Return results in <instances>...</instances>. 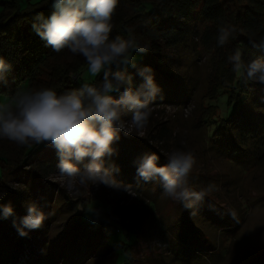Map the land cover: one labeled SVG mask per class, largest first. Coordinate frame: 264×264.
<instances>
[{"label":"rangeland","instance_id":"rangeland-1","mask_svg":"<svg viewBox=\"0 0 264 264\" xmlns=\"http://www.w3.org/2000/svg\"><path fill=\"white\" fill-rule=\"evenodd\" d=\"M20 2L23 6L27 4V0ZM194 34L198 35L197 32ZM172 52L168 55V67L179 77L188 79L186 86H179L174 91L184 104H155L142 136L135 129L127 135L120 133L126 140L146 138L157 151L150 150L148 144L120 142L113 145L116 156L109 159L120 168L116 177L128 180L136 188L130 187L131 191L125 192L90 184L78 193L69 194L61 186L57 169L43 178L47 183L43 185L53 192L48 208L40 200L50 199L47 191L41 193L40 199L36 198L38 187L32 193L33 198L26 205L35 203L44 212L49 210L43 222V225L50 223L47 229L45 227L44 264H66L72 257L76 264L83 259V264H264V161L243 164L236 159V152L229 157L216 152L209 137L215 124L209 131L205 119L211 105L217 107L218 116L228 113L230 106L225 96L216 101L208 96L212 73L217 70L215 59L199 42L198 36ZM130 56L135 62L139 55L133 52ZM77 57L70 54L73 61ZM156 72H153L154 77ZM88 73V68L81 71L84 79ZM159 80L162 77H155L157 84ZM168 99L172 100V97L169 95ZM5 100L1 98V103ZM175 150L192 151L196 156V164L190 174L192 189L199 191L213 185V189L193 209H185L183 204L166 196L159 180L145 183L136 178L138 158L146 153H156L158 164L166 165L169 155ZM15 183L16 179L11 182L14 189L26 186L22 179L18 185ZM78 204H85V217L91 221L96 220L90 209L101 210L100 221L119 224L122 215L129 221L138 220L136 232L119 225V229L112 233L101 231L97 238L84 235L70 242L58 241L71 229ZM14 220L20 219L12 222ZM13 225L4 226L15 231L17 227ZM38 230L25 229L31 235L37 234ZM8 234L11 235V247L19 252L18 256L25 251L29 256L32 254L36 264H42L39 246L34 245L31 252L25 235L22 237L18 232ZM8 254L9 249L5 248L4 256Z\"/></svg>","mask_w":264,"mask_h":264},{"label":"trees","instance_id":"trees-1","mask_svg":"<svg viewBox=\"0 0 264 264\" xmlns=\"http://www.w3.org/2000/svg\"><path fill=\"white\" fill-rule=\"evenodd\" d=\"M51 5L52 0H27L26 6H23L20 0H0V57L12 65L6 82L0 83V103L3 97L6 100L2 103L10 102L18 92L52 88L62 94L78 90L86 82L100 83L103 73L95 77L88 73L86 79L82 77L81 71L88 68L83 56L78 55L73 61L68 49L54 52L32 30L35 16L38 13L45 17L50 15L53 11ZM112 24L110 38L119 35L127 39L131 34L138 43L148 45L147 53L136 52L139 56L133 63L137 68L151 66L153 72H159L155 73V77H162L157 84L161 89L155 102L157 105L184 104L183 99L174 95V91L179 86H186L188 79L172 72L167 65L168 55L179 47L188 45L198 36L199 42L213 55L215 69L217 68L215 73H212L208 96L215 101L225 96L230 106L228 113L223 116L217 115L215 105L209 107L210 113L205 119V125L210 131L212 124H215L209 133L212 147L224 157L232 156V153L236 152V159L243 164L264 161V83L249 81L243 73L237 75L232 71V64L228 60L236 48L241 49L245 63L264 57V50L252 43L264 40V0H119ZM223 26H236L237 31L228 43L220 46L217 37L219 29ZM195 32L198 35L194 34ZM133 52L135 51L130 50V54ZM112 70L117 69L113 67ZM127 72L134 75L133 86H138L141 80L139 76H135L136 68L129 66ZM114 95L119 96L118 93ZM169 95L172 100L168 99ZM120 142L148 144L150 150L156 149L146 138H120L117 143ZM57 164L56 150L50 143H30L22 146L0 138V206L11 204L15 209L14 216L0 218V263L36 264L32 254L29 256L23 251L22 255L18 256L19 252L11 247V235L8 234L17 233L18 230L9 231L4 225L11 226L13 219H20L26 214V204L33 198L32 193L37 187L39 191L36 198L40 199L41 193L47 191L50 199L40 200L44 207H49L53 192L43 185L47 184L43 178L56 172ZM15 179V184L18 185L22 179L27 187L14 189L11 182ZM116 179L124 185L136 188L132 183H128V180L118 177ZM84 205H76L79 209H76L73 225L58 241L70 242L84 235L97 238L101 231L112 233L120 226L130 232H136L138 220L129 221L122 215L119 224L113 221H91L85 217ZM45 213L48 214L49 210ZM19 221H16L17 225ZM47 224L50 223L42 224L37 234L32 236L27 232L25 235L31 252L34 245L39 246L42 264L45 263L43 256ZM5 248L9 249L7 256H4ZM22 260L24 263H21ZM83 262L84 259L80 264ZM66 264H76V260L74 257L68 258Z\"/></svg>","mask_w":264,"mask_h":264},{"label":"clouds","instance_id":"clouds-1","mask_svg":"<svg viewBox=\"0 0 264 264\" xmlns=\"http://www.w3.org/2000/svg\"><path fill=\"white\" fill-rule=\"evenodd\" d=\"M118 4L119 0H52L51 14L45 17L38 13L31 25L54 52L68 49L85 58L91 76L103 73L99 84L86 82L78 90L62 94L52 88L23 91L10 102L0 103V138L22 146L50 143L56 150L61 186L69 194L90 184L131 191L129 185L116 179L119 166L109 162L116 155L113 145L120 140L121 132L127 135L135 129L143 135L161 92L151 66L137 68L130 56V50L147 53L148 45L138 43L131 34L127 39L119 35L110 38ZM236 31V26L221 27L218 44L228 43ZM252 43L264 50V40ZM228 60L237 75L243 73L249 81L264 83V57L245 63L241 49L236 48ZM129 66L136 68L135 76L141 80L138 86H133ZM11 69L12 65L0 57V83L6 82ZM158 160L156 153L138 158L137 181L159 180L164 194L185 209L196 207L213 189V185L199 191L190 187V174L196 164L194 152L175 150L166 165H159ZM25 211L18 225L13 221L21 235H27L25 229H39L48 215L35 203ZM89 211L95 220L100 219V209ZM12 216L11 204L0 206V218Z\"/></svg>","mask_w":264,"mask_h":264}]
</instances>
